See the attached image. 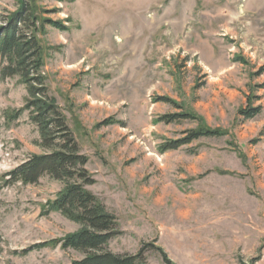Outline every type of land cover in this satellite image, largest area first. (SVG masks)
Here are the masks:
<instances>
[{
  "label": "rangeland",
  "instance_id": "374dc122",
  "mask_svg": "<svg viewBox=\"0 0 264 264\" xmlns=\"http://www.w3.org/2000/svg\"><path fill=\"white\" fill-rule=\"evenodd\" d=\"M48 94L86 168V188L115 215L108 248L160 247L174 264H264V0H36ZM18 8L0 0V25ZM0 63V264H71L82 255L39 243L80 225L47 212L63 183L7 182L38 145L29 98ZM199 119L164 123L182 111ZM260 106L245 119L241 109ZM15 115V117H14ZM112 122L105 123L106 120ZM223 134L160 152L199 125ZM189 149H194L191 153ZM36 245V246H35ZM142 264H165L147 247Z\"/></svg>",
  "mask_w": 264,
  "mask_h": 264
},
{
  "label": "trees",
  "instance_id": "16d2710c",
  "mask_svg": "<svg viewBox=\"0 0 264 264\" xmlns=\"http://www.w3.org/2000/svg\"><path fill=\"white\" fill-rule=\"evenodd\" d=\"M18 8L9 13L0 25V63L2 77L18 75L25 84L29 98L16 113L27 110L29 119L37 126L38 145L45 149L40 154H32L26 161L8 173L7 182L20 181L23 184H35L48 175L63 183L54 199L47 202V212L57 211L80 227L60 238L39 243L38 247L56 246L65 250H74L82 255L72 260L71 264H142L147 247L161 252L165 264H174L167 258L160 247L145 244L135 254L112 252L110 241L120 234L114 214L108 212L95 194L86 186L96 180L86 168L88 157L80 150L79 144L67 124L66 118L56 99L48 94L45 76L41 72L44 65L43 48L38 32L44 31L45 23L65 29L59 21L43 18L38 11L36 0H16ZM156 100L172 102L182 111L160 115L156 121L164 123L178 122L183 119H199L190 109L171 101L167 97ZM261 111L260 106L241 109L245 119L252 118ZM15 117V115H14ZM112 122L111 120L104 121ZM223 134L218 128L199 125L189 129L185 135L168 139L158 145L160 152L177 149L188 145L201 137H212ZM195 153L194 149H189ZM36 246V245H35Z\"/></svg>",
  "mask_w": 264,
  "mask_h": 264
}]
</instances>
